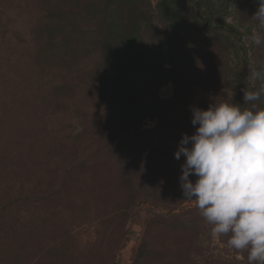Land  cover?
Masks as SVG:
<instances>
[{"label":"rangeland","instance_id":"1","mask_svg":"<svg viewBox=\"0 0 264 264\" xmlns=\"http://www.w3.org/2000/svg\"><path fill=\"white\" fill-rule=\"evenodd\" d=\"M257 7L229 0L209 25L195 0H0V182L40 188L21 194L24 218L58 215L66 241L45 264H248L184 199L174 153L193 107L243 105L259 88ZM47 183L58 195L42 196ZM26 244L5 242L0 264H42V244Z\"/></svg>","mask_w":264,"mask_h":264},{"label":"clouds","instance_id":"2","mask_svg":"<svg viewBox=\"0 0 264 264\" xmlns=\"http://www.w3.org/2000/svg\"><path fill=\"white\" fill-rule=\"evenodd\" d=\"M251 19L264 29V0ZM251 41L264 44V32ZM256 90L244 89L238 103L193 107V134H183L174 156L183 155L179 177L184 199L194 200L215 235H228V247L247 250L248 264H264V62L249 68ZM190 176H195L193 181Z\"/></svg>","mask_w":264,"mask_h":264},{"label":"trees","instance_id":"3","mask_svg":"<svg viewBox=\"0 0 264 264\" xmlns=\"http://www.w3.org/2000/svg\"><path fill=\"white\" fill-rule=\"evenodd\" d=\"M216 2L217 4L215 5L210 0H195L197 9H204L206 15L208 14V18L205 19L206 22L209 23V25H211L210 23L215 22L220 24L222 22L224 14H226L227 12L229 0H218ZM218 28H221L222 30H233L227 25H221ZM38 94V96L41 97L40 99L42 100V103L47 101L46 95H42L41 90L39 89ZM70 109L71 107L69 105H66L65 110H68L69 112ZM3 112L4 109L0 104V113L3 114ZM6 112H9V110L6 109ZM3 132L4 131H0V134H3ZM70 133H72L71 127L68 128V126H61L59 130H56V134L62 139H67L68 134ZM44 135H46V133H44ZM44 135L43 138H45ZM56 164L57 163H55V165ZM40 180L43 182L42 179ZM47 185H49V191L51 189L52 194L49 193L48 195H45L43 193L42 196H54V193L58 195V193H56L57 191L55 190V188H53L51 183H47ZM14 189L15 187H12L10 184L0 182V247H3L5 242H8L10 240L13 244L19 243L21 252L23 253L26 250L27 241H32L33 244L36 243L40 246L42 244L43 252L42 254L40 253L38 259H40L42 264H45L49 258H45L46 255L44 256V252L46 251V254L50 251L61 253V245L66 241V233H62L60 234V236L56 237L54 234L55 231L52 230L53 227H59L61 223L59 221L58 215H56L55 218L50 219V221H48V219H43L36 214L31 215L30 218H24L22 212H19L17 208L20 205H26V199L21 197V194H23L24 192H20L21 190L14 191ZM21 189L24 190V187H22ZM40 192V188L39 190L37 188H32L30 191L25 188L24 195L30 196L31 194H36V196H39L38 194ZM12 208L15 209L14 212L10 211ZM127 216L128 214L126 213V211H124L121 212L117 217H112L110 219L124 220ZM25 258H27L25 255L24 257L21 256L17 259V261L22 262L25 260ZM61 258L62 255H59L56 257V261L49 262L48 264H61Z\"/></svg>","mask_w":264,"mask_h":264}]
</instances>
